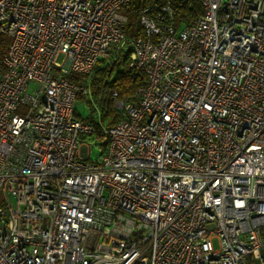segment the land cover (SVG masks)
Wrapping results in <instances>:
<instances>
[{"label": "built area", "instance_id": "obj_1", "mask_svg": "<svg viewBox=\"0 0 264 264\" xmlns=\"http://www.w3.org/2000/svg\"><path fill=\"white\" fill-rule=\"evenodd\" d=\"M132 1L0 0V264H264V0L151 2L142 36ZM125 56L107 125L90 76Z\"/></svg>", "mask_w": 264, "mask_h": 264}, {"label": "trees", "instance_id": "obj_2", "mask_svg": "<svg viewBox=\"0 0 264 264\" xmlns=\"http://www.w3.org/2000/svg\"><path fill=\"white\" fill-rule=\"evenodd\" d=\"M162 0H138L137 3L133 1L127 9L132 7H142L151 2H161ZM200 4L197 1L184 3L175 11L174 26L180 28L188 24L196 15L201 12ZM125 32L127 35H143V31L138 24V21L133 24L127 19L125 25ZM9 38L6 35L0 36V53L3 52L8 44ZM82 74H70L71 81L82 80ZM145 80V75L141 71H136L128 67L127 57L119 60H113L109 64H100L90 76V92L92 99L100 111L101 121L107 125H111L123 117L122 111L116 109L111 98V91L117 92L118 99L132 100L135 89L141 85ZM89 119L93 120V109L91 108Z\"/></svg>", "mask_w": 264, "mask_h": 264}, {"label": "rangeland", "instance_id": "obj_3", "mask_svg": "<svg viewBox=\"0 0 264 264\" xmlns=\"http://www.w3.org/2000/svg\"><path fill=\"white\" fill-rule=\"evenodd\" d=\"M134 3H137L138 0H133ZM139 7H132L131 9H126L124 10V14L127 15L128 17V20L133 24H134L138 21V16H139ZM83 99L82 98H78L76 100V111L78 112V114L82 115V116H87L88 113H89V110H88V107L86 104H84L83 102ZM91 110H90V114H91ZM96 117V114L93 113V118ZM86 140H92L91 137H87ZM89 159H94L98 156V148H99V145L98 144H95V143H91L89 145Z\"/></svg>", "mask_w": 264, "mask_h": 264}]
</instances>
